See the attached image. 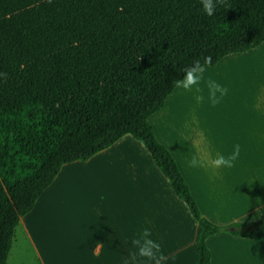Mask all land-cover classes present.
<instances>
[{
    "label": "trees",
    "instance_id": "trees-1",
    "mask_svg": "<svg viewBox=\"0 0 264 264\" xmlns=\"http://www.w3.org/2000/svg\"><path fill=\"white\" fill-rule=\"evenodd\" d=\"M229 3L209 17L199 0H0V72L8 74L0 85V264L17 223L61 168L126 134L147 147L199 223L196 264H213L211 235L258 231L203 215L149 121L194 59L211 56L215 65L264 42V0Z\"/></svg>",
    "mask_w": 264,
    "mask_h": 264
},
{
    "label": "crops",
    "instance_id": "crops-1",
    "mask_svg": "<svg viewBox=\"0 0 264 264\" xmlns=\"http://www.w3.org/2000/svg\"><path fill=\"white\" fill-rule=\"evenodd\" d=\"M261 53L264 42L247 52L228 54L209 68L206 77L229 90L218 106L209 105L207 89L201 84L204 110L195 116L192 94L181 89L184 94L176 101L175 88L163 108L149 118L206 218L222 226L258 225L252 236L231 231L211 235L207 243L213 264H264ZM175 101L177 105L186 103L188 111L175 110L171 118L167 111ZM162 130H171L175 146L159 133ZM237 143L241 153L232 169H191L186 165L197 152L215 158L217 152L231 153ZM144 227L151 228L152 238L161 243L169 257L166 264H196L199 223L147 147L126 134L86 162L61 168L33 209L17 223L7 264H124L133 251L131 240Z\"/></svg>",
    "mask_w": 264,
    "mask_h": 264
},
{
    "label": "clouds",
    "instance_id": "clouds-1",
    "mask_svg": "<svg viewBox=\"0 0 264 264\" xmlns=\"http://www.w3.org/2000/svg\"><path fill=\"white\" fill-rule=\"evenodd\" d=\"M202 6V11L205 15L212 17L215 15L218 7L231 9L229 0H199ZM212 65V57L207 56L202 59H194L191 64L180 69L183 73V78L174 79L173 86L177 89H183L185 92H195L197 102H203V84L207 89V101L211 107H216L222 103L223 99L228 95V88L212 79L206 77V73ZM8 74L0 72V85L7 82ZM241 153V145L239 143L233 146V150L229 154L217 152L215 158L202 156L197 152L189 160L186 165L191 169H232L238 160ZM151 228L144 227L135 238L131 240L133 251L125 259L124 264H138V261H147L148 264H166L169 259L165 255L162 245L156 239H153Z\"/></svg>",
    "mask_w": 264,
    "mask_h": 264
},
{
    "label": "rangeland",
    "instance_id": "rangeland-1",
    "mask_svg": "<svg viewBox=\"0 0 264 264\" xmlns=\"http://www.w3.org/2000/svg\"><path fill=\"white\" fill-rule=\"evenodd\" d=\"M240 53H244V52H240ZM258 56H259V58H261V60L263 59V63H264V53H261ZM183 94H184L183 91H181V89H178L176 94H175V97H178L176 99V101L179 100L180 98H182ZM191 94L192 95H190V97L191 96L193 97L192 98V102H191L192 103V109H193V112L195 113V116H197V114L199 115V113L202 111V109L204 110V103L196 101V99H195L196 93L195 92H192ZM203 95H204V92H203ZM176 101H175L174 107H172L171 105L168 107L169 110H171V111H167V112H169V114H171V118L174 116L175 110L183 111L184 113H187V111H188L187 107H186V103H185V105L183 103H180L179 105H177ZM181 105H182L183 109H182ZM159 133L160 134H164L165 137L167 138V141L168 140L171 141L172 144L175 146L176 142H175V139H174V135H172L171 130H162V131H159ZM228 138H230V137H228ZM248 153H249V155H248ZM245 155L251 156V152H245ZM23 259L28 260L29 258H28V256H23ZM31 263L32 262H27L26 264H31ZM22 264H25V261Z\"/></svg>",
    "mask_w": 264,
    "mask_h": 264
}]
</instances>
